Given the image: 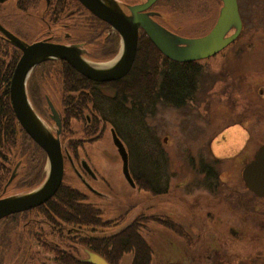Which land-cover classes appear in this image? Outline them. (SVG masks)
<instances>
[{
  "label": "trees",
  "instance_id": "trees-1",
  "mask_svg": "<svg viewBox=\"0 0 264 264\" xmlns=\"http://www.w3.org/2000/svg\"><path fill=\"white\" fill-rule=\"evenodd\" d=\"M165 1L168 9V0H157L155 5L165 8L162 3ZM71 8L69 0H50L46 15L52 21L58 15L65 18L77 12L69 13ZM101 23L106 25L100 20L93 22L98 34L91 36L90 42L103 35L104 32L99 30ZM118 45V35L106 36L100 43L88 45L83 55L92 61H106L116 55ZM19 56L20 51L0 34V197L25 193L39 185L45 176L46 155L18 124L9 98V82ZM192 70L190 63H177L161 54L142 31L134 63L119 80L95 82L65 61L53 59L34 67L27 80V92L33 108L46 118V86L54 78L60 91L59 138L64 148L76 158L78 149L85 142L99 139L104 127L110 125L128 146V156L132 160L129 171L136 187L157 196L168 192V179L163 175L167 160L157 138L152 137V131L146 127L145 118L155 112L157 102L171 107L183 104ZM73 120L80 126L77 138H73ZM148 135L156 144L154 149L149 146ZM151 150L158 152L156 159H150ZM156 164L158 167L153 170L152 166ZM200 166L202 171L210 167L202 159ZM13 173L15 177L9 182ZM212 174L217 176V172ZM33 211L44 213L47 235H55L61 241L62 248L47 244V252L52 254L55 264H93L77 256L78 246L99 254L109 264H118L125 254L132 256L131 264L152 263V250L139 231L145 224L144 216L132 219L119 231L108 235L75 234L72 228H84L94 233L97 229L115 227L119 220L104 219L102 209L91 202L87 193L64 181L46 203ZM150 219L185 234L184 229L175 228L172 220L155 216ZM10 232L5 228L0 236V264H4L7 250L1 244L6 247Z\"/></svg>",
  "mask_w": 264,
  "mask_h": 264
},
{
  "label": "rangeland",
  "instance_id": "rangeland-1",
  "mask_svg": "<svg viewBox=\"0 0 264 264\" xmlns=\"http://www.w3.org/2000/svg\"><path fill=\"white\" fill-rule=\"evenodd\" d=\"M162 3L165 5L166 1ZM12 4L13 0L2 4L0 11L2 25L21 37L25 44L45 35L41 18L37 14L31 12L25 17H21L19 15L23 16V14H15L16 9ZM166 6L158 8L160 10L158 11L161 13L163 21L160 22L169 27V10ZM10 11L14 14L13 17L20 21L18 27H10L1 20V16L11 14ZM261 30H264V26L262 29L252 28L245 36H249L253 31ZM263 55V52H259V57L263 58ZM252 58L255 61L250 62V67L257 70L260 65L259 58L256 55ZM111 62L113 61L98 63L105 65ZM253 75V79L257 80V83L264 81V72H254ZM57 87L58 82L52 78L46 86V94L54 107L60 111V94ZM255 97L258 101L257 96ZM222 102H214V106L211 108H216V112H218L213 125L226 122L222 118L226 114L223 110L226 105L225 101ZM183 115L184 112L181 108L159 105L156 106L153 114L145 118L146 127L152 131V137L157 138L159 147L167 160L163 175L168 179L169 192L166 191L157 196L151 195L143 189L132 188L127 183L122 174L120 156L112 143L110 125L104 127L99 139L85 142L78 149V161L86 160L96 175L95 180L89 179L88 176L85 179L91 187L101 193L100 196L92 194L78 178L69 162H65L64 183L87 193L91 202L102 209L104 219L118 218L119 220V224L115 227L97 229L94 233L88 229H82L80 234L108 235L119 231L132 219L144 216L145 224L139 231L152 250L151 264H165L167 260H170L174 255L173 246H170L172 243L188 256L192 255L195 250L200 252L206 250L207 254H210L211 248H213L216 252L218 251L217 256L220 258L218 264H264V197H257L247 191L241 180V169L244 162L250 157L245 158L240 154V157L233 159L231 156L226 159V163L217 165L202 140L192 137L189 127L183 123ZM41 118L43 117L41 116ZM192 118L190 116V119ZM43 121L47 123V125L44 123L47 128L54 130V124L48 115L43 118ZM260 124L262 123L253 125L251 132L254 133V138L248 144L251 148L257 147L259 140L264 139V124ZM72 127L73 138H77L80 136L78 122L73 120ZM210 132L211 130L207 128L205 137L211 134ZM147 140L149 146L154 149L156 144L149 135ZM123 143L128 151L126 142L123 141ZM212 150H216L215 146ZM230 150L231 146H226V151L230 152ZM154 151L150 152L151 160L153 157L157 158L158 152ZM218 151L219 149L214 153L221 154ZM201 159L204 163L207 162L205 164L214 166L215 169L218 166L219 170H216L218 180L215 184V181L206 180L204 172L199 170ZM78 161L75 160V165L79 169ZM130 162H132L131 159H129V164ZM161 162L164 163L163 158ZM156 167H158L157 164L153 165V170H156ZM46 172L47 167L45 166L44 174ZM8 193H12V191L8 190ZM152 216L159 217L161 220L165 218L172 220L175 228L188 230L190 237H184V234L177 233V231L173 232L163 225V222L150 219ZM119 218H122L123 221ZM190 244L195 246L192 252L187 248V245ZM76 254L81 259L87 258L83 247L78 246ZM41 258L43 259L42 255ZM45 260H47V264H55L52 254L49 252H46ZM131 260L132 256L125 254L118 264H131ZM11 261L12 256L8 254L4 264H11ZM191 264L201 263L195 259Z\"/></svg>",
  "mask_w": 264,
  "mask_h": 264
},
{
  "label": "flooded vegetation",
  "instance_id": "flooded-vegetation-1",
  "mask_svg": "<svg viewBox=\"0 0 264 264\" xmlns=\"http://www.w3.org/2000/svg\"><path fill=\"white\" fill-rule=\"evenodd\" d=\"M7 1L8 0H3L0 2V11L2 9V4ZM69 2L72 6L69 13L76 10L77 12L71 13L65 18L58 15V17L52 21L46 15L50 0H13L14 8L16 9L15 14L19 15L21 13L23 16H19L25 17L27 14L33 12L41 18L43 28L45 29V35L36 40L48 39L53 43L75 45L85 50L92 42L100 43L101 39H104L106 36L118 35L119 37L118 32L114 28L91 13L78 0H69ZM118 2L121 10L129 15V7L141 4L143 0H118ZM78 3L80 5H78ZM236 3L240 18V27L237 35L225 47L209 57L185 62L174 61L177 63H190L193 70L191 73L189 72L191 74L188 84L189 91L183 100V104L180 107H172L181 108L183 110V123L185 126L189 127V132L192 133L194 139L202 140L204 146L208 147V153L213 155L217 165L223 162L226 163V159L231 158V156L233 159H236L242 154L245 158L250 157L244 162V168V166L254 158L258 148L264 143V139H261L257 147L251 148V146L248 145L249 141L254 138V133L251 132L253 131V125L255 123L264 124V81H259L257 83V80L253 79L254 72H264V55L263 58L259 57V52L264 53V30L259 31L261 33L253 31L249 36H245L252 28L262 29L264 26V0H236ZM222 4V0H168L169 27H167L165 23L160 22L162 21L161 13L158 12V7L155 3L146 9L145 12L150 13L151 19L167 32L170 40L177 38L194 39L205 36L211 31L218 20ZM10 13L11 14L8 13L7 15L1 16V20L10 27H18V22L20 21H17L13 17L14 14L11 11ZM97 19L106 24H100L104 30H99L104 33L102 32L103 35L100 34V36H97L95 40L92 39L90 42V37L98 34V32L95 33L98 29H96L93 24L94 21L98 23ZM52 22H54V24H52ZM0 24L2 25L1 21ZM2 26L6 28V26ZM6 29L11 32L8 28ZM235 29V24L230 25L225 33V37L233 35ZM142 31L141 28L138 30L137 48L139 36ZM46 32L48 33L47 35ZM52 32L54 33L52 34ZM12 34L22 43L25 42H23L21 37L14 33ZM2 37L6 39L3 35ZM8 42L14 46L9 40ZM182 46L184 45H178V47ZM254 55L259 58L260 65L257 70L250 67V62L255 61V59L252 58ZM58 92L60 91L58 90ZM255 96H257L258 101H256ZM45 101L46 106H48V102H51L47 94ZM216 101L220 103L225 101L224 104L226 108L223 110L226 114L222 117L223 121H226L225 124L219 123L213 125L215 115H217L218 112H216V108H211ZM157 103V106H163L159 102ZM190 116L193 118L190 119ZM207 128L211 130V134L205 137ZM214 146L216 150L219 149L218 152H221V154L214 153V151H216L212 150ZM226 146H231L230 152L226 151ZM62 148L65 150V153L72 158V164L81 182H83L92 194L100 196V192L96 191L91 186L89 187V183L85 179V177L88 176L89 179L95 180L96 175L90 174L84 169L82 166L84 161H78L77 159L78 153L76 154V158H73L68 150L64 148L63 144ZM75 160L78 161L79 169L76 168ZM205 163L207 162L205 161ZM210 167L203 171L204 177L206 180L217 182V176L212 173L216 172L218 166L217 169L212 165H210ZM14 177L15 174H12L9 182H11ZM94 190L97 193H95ZM39 206L16 212L0 219V236L5 228L11 231L8 236L6 247L1 244L2 248L7 249L5 258L8 254L12 256L11 264H47L48 262L45 260L47 244L54 245L55 248L57 246H62L57 236L51 235L49 237L47 235L48 226L44 213L33 211ZM53 225L56 226L55 224ZM72 229H74L75 234H80L81 230L84 228ZM184 235L185 237L186 235L190 237L188 230L185 231ZM185 240L187 239L185 238ZM170 246H173L174 255L171 256L170 260H167L165 264H191L195 259H198L201 264H218L220 262V258L217 256L218 251L216 252L213 248H211L210 254H207L206 250L203 251L204 253L198 250L192 252L195 246L190 244L187 245V248L191 249L192 255L188 256L178 250L177 245H173L172 243Z\"/></svg>",
  "mask_w": 264,
  "mask_h": 264
},
{
  "label": "water",
  "instance_id": "water-1",
  "mask_svg": "<svg viewBox=\"0 0 264 264\" xmlns=\"http://www.w3.org/2000/svg\"><path fill=\"white\" fill-rule=\"evenodd\" d=\"M3 0H0L2 2ZM86 9L99 19L114 28L121 40V49L118 58L108 68L93 66L85 60L78 46L36 41L31 44L22 43L16 36L0 25V33L12 44L21 50L9 86V97L15 117L24 131L45 152L47 157V175L42 184L34 190L20 195L0 198V219L7 215L28 210L39 206L51 198L59 188L63 172V155L58 138L54 135L29 103L26 94V80L35 65L49 59H60L67 62L74 70L84 77L96 82H109L124 77L130 70L137 51L138 30L141 28L155 47L167 58L185 62L201 59L215 54L227 45L238 33L240 19L236 0H222V7L218 20L211 31L205 36L187 39L177 38L170 40L169 35L156 22L150 13L145 10L156 0H145L143 3L129 7L130 14H125L115 0H78ZM235 24L233 35L225 37L229 26ZM179 44L184 46L178 47ZM111 60V61H113ZM112 63V62H111ZM104 65V64H101ZM51 117L60 127L57 111L48 102ZM112 142L122 161V173L127 182L134 186L128 170V155L122 141L113 129L110 130ZM84 169L93 174L85 162ZM242 180L248 190L259 197H264V144L257 150L254 159L246 164L242 170ZM87 260L93 264H109L100 255L87 251Z\"/></svg>",
  "mask_w": 264,
  "mask_h": 264
},
{
  "label": "bare ground",
  "instance_id": "bare-ground-1",
  "mask_svg": "<svg viewBox=\"0 0 264 264\" xmlns=\"http://www.w3.org/2000/svg\"><path fill=\"white\" fill-rule=\"evenodd\" d=\"M115 63V61H113L112 63H108V64H105V65H93V66H95V67H100V68H108V67H110L112 64H114Z\"/></svg>",
  "mask_w": 264,
  "mask_h": 264
}]
</instances>
